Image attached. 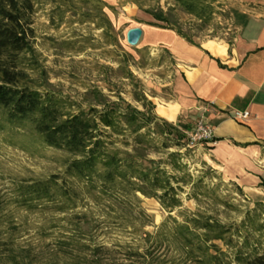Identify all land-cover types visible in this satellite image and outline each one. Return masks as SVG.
<instances>
[{"label":"rangeland","instance_id":"374dc122","mask_svg":"<svg viewBox=\"0 0 264 264\" xmlns=\"http://www.w3.org/2000/svg\"><path fill=\"white\" fill-rule=\"evenodd\" d=\"M34 3V44L50 89L84 109L100 108L101 101H109L129 104L141 112L149 103L154 107L161 92L171 100L166 87L171 76L169 54L156 52L145 43L153 26L176 28L189 37L231 38L226 9L230 3L264 6V0H221L211 22L203 24L172 0ZM133 28L145 31L137 46L127 42V33ZM153 115L150 130L159 150L150 157L164 162L171 153L183 155L182 161L192 175L188 185L181 184L185 210L207 213L243 233L246 216L257 211L261 222L257 218L256 223L264 225V210L255 209L257 203L220 178L213 164L207 162L208 151H201L202 145L188 147L184 131L193 129L197 122L180 131ZM1 128L0 197L4 208L0 215V264H149L145 259H153L151 264H195L185 262L167 245L143 244L131 226L123 229L105 220V207L89 203V198L69 212H60L47 202H37L32 210L18 206L14 203L18 186L61 174L69 155L33 142L25 132L7 123H1ZM161 143L167 147L162 148ZM168 169L178 177L182 175ZM140 204L148 216L144 229L155 233L169 213L154 198L141 197ZM171 215L182 219L177 212ZM127 217L134 222L141 219L135 210Z\"/></svg>","mask_w":264,"mask_h":264},{"label":"trees","instance_id":"16d2710c","mask_svg":"<svg viewBox=\"0 0 264 264\" xmlns=\"http://www.w3.org/2000/svg\"><path fill=\"white\" fill-rule=\"evenodd\" d=\"M172 1L203 24H209L221 6V0ZM34 13V0H0V129L7 123L69 157L61 174L18 186L14 203L32 210L37 202H47L69 212L89 198V203L105 207V220L123 229L131 226L145 245L173 248L185 262L264 264V225H257V211L246 216L243 233L212 215L184 209L181 184L188 185L192 175L183 155L171 153L164 162L150 157L159 150L150 130L152 103L145 105V112L109 101L84 109L50 89L35 49ZM141 197L158 200L169 213L155 233L144 229L147 214L140 207ZM3 206L0 197V215ZM256 206L264 210L263 204ZM133 210L141 216L139 222L127 217ZM174 212L181 221L171 215Z\"/></svg>","mask_w":264,"mask_h":264},{"label":"crops","instance_id":"0c3cea01","mask_svg":"<svg viewBox=\"0 0 264 264\" xmlns=\"http://www.w3.org/2000/svg\"><path fill=\"white\" fill-rule=\"evenodd\" d=\"M226 9L231 38L189 37L163 26L148 31L145 43L172 61L171 100L159 93L154 114L180 131L207 121L214 130V142L201 149L207 162L249 201L264 204V6ZM236 111L250 117L237 120Z\"/></svg>","mask_w":264,"mask_h":264},{"label":"built area","instance_id":"2783aa9c","mask_svg":"<svg viewBox=\"0 0 264 264\" xmlns=\"http://www.w3.org/2000/svg\"><path fill=\"white\" fill-rule=\"evenodd\" d=\"M250 117L249 112L236 111L234 118L237 120H246ZM188 147L195 148L198 145L206 146L214 142L213 127L205 120H200L196 123L195 127L191 130L184 131Z\"/></svg>","mask_w":264,"mask_h":264},{"label":"water","instance_id":"95a60500","mask_svg":"<svg viewBox=\"0 0 264 264\" xmlns=\"http://www.w3.org/2000/svg\"><path fill=\"white\" fill-rule=\"evenodd\" d=\"M143 36L141 28L130 29L127 33V42L130 46H137Z\"/></svg>","mask_w":264,"mask_h":264},{"label":"bare ground","instance_id":"6f19581e","mask_svg":"<svg viewBox=\"0 0 264 264\" xmlns=\"http://www.w3.org/2000/svg\"><path fill=\"white\" fill-rule=\"evenodd\" d=\"M160 112L163 113L162 110H160ZM169 117H170V116H169Z\"/></svg>","mask_w":264,"mask_h":264}]
</instances>
